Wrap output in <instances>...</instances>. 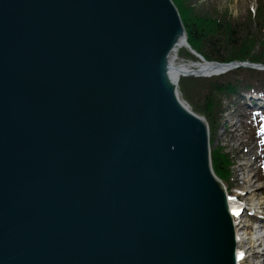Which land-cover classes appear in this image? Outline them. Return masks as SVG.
I'll list each match as a JSON object with an SVG mask.
<instances>
[{
  "label": "water",
  "instance_id": "water-1",
  "mask_svg": "<svg viewBox=\"0 0 264 264\" xmlns=\"http://www.w3.org/2000/svg\"><path fill=\"white\" fill-rule=\"evenodd\" d=\"M179 39L171 0H0V264H235Z\"/></svg>",
  "mask_w": 264,
  "mask_h": 264
},
{
  "label": "trees",
  "instance_id": "trees-1",
  "mask_svg": "<svg viewBox=\"0 0 264 264\" xmlns=\"http://www.w3.org/2000/svg\"><path fill=\"white\" fill-rule=\"evenodd\" d=\"M178 13L186 33L190 48L208 62L230 63L250 62L264 65V4L261 5L254 19L248 15L240 22H232L226 15L211 16L194 11L187 0H171ZM188 54V53H187ZM192 61L196 59L189 54ZM262 72L238 69L213 81L204 79L185 82H201L199 90L189 89L181 83L180 89L184 98L190 103L191 110L203 117L211 136L220 125L222 101L231 99L242 91L259 90L264 93V82L260 81ZM244 75V76H241ZM248 75V76H246ZM260 84L259 88L250 87L252 83ZM249 84V85H247ZM246 85V86H245ZM212 140L210 141L211 144ZM229 161L222 149H212L211 167L219 180L229 176Z\"/></svg>",
  "mask_w": 264,
  "mask_h": 264
},
{
  "label": "rangeland",
  "instance_id": "rangeland-1",
  "mask_svg": "<svg viewBox=\"0 0 264 264\" xmlns=\"http://www.w3.org/2000/svg\"><path fill=\"white\" fill-rule=\"evenodd\" d=\"M187 3L196 12L206 13L211 16H215L217 14L226 15L232 22H240L248 15H251L254 19V15L257 14L261 5L260 0H187ZM178 15L181 21L180 14L178 13ZM187 53L190 56L195 57L185 46L184 48L179 49L175 55L177 64H190L193 62L191 57L187 56ZM214 78L216 77L181 78L177 84L179 99L189 109H191L190 103L186 100V98H184L180 89L181 83L184 82V85L189 89L199 90L202 86L201 82H197L195 84L191 81L189 83L185 81L189 79H204L205 81L212 79L213 81ZM259 80L264 82V73ZM252 84L253 85H247L256 89L260 86V84L256 82ZM245 93L246 91H242L238 94V96H234L231 99H223L221 109L222 113L219 115L220 125L211 136L210 141L212 140V142L211 144L209 142V145L210 150L217 148L222 149V153L228 158L230 163L229 176L227 179L220 181L223 183L222 185L226 189V192L230 194L229 196L232 198V202L240 199V201H242V206L246 207V210L248 208L250 211L257 209L261 212L264 209V172L260 169L262 164L261 160H263V153H261L259 145L264 141V139L261 137L259 139L257 136L258 134L264 135V109L261 108L260 119L258 116H253L250 112H248V106L246 107V105L240 101ZM261 132H263V134H261ZM248 181H250L251 186H248ZM260 191L263 192V195H258V192ZM246 214H249V212L247 211ZM241 220L242 224H246L248 226L253 225L251 221H249V215L246 218L242 217ZM261 226L264 228V225ZM255 227H258V225ZM260 231V228H258L255 233L261 235L262 231Z\"/></svg>",
  "mask_w": 264,
  "mask_h": 264
},
{
  "label": "bare ground",
  "instance_id": "bare-ground-1",
  "mask_svg": "<svg viewBox=\"0 0 264 264\" xmlns=\"http://www.w3.org/2000/svg\"><path fill=\"white\" fill-rule=\"evenodd\" d=\"M184 44L185 43H183V40H178L177 45L175 46L176 54L179 49L185 47ZM168 65V78L173 85L178 84V81L181 79V77L189 73H195L196 76L198 75L199 77H205L215 75L214 73L220 71L218 67L214 66V64H204L200 63V61L193 64H177L174 55L170 56ZM254 93L262 97L261 91L253 90L251 92L252 97L256 98L255 96H253ZM253 104H261V101L254 102ZM260 148L261 146H259V149ZM211 151L212 150L208 149V161L210 170H212ZM248 182V186H251L250 181ZM219 184L222 185L223 183L219 182ZM223 191L234 233L235 264H264V228L263 226H261L264 225V209L261 212L255 209L253 211H250L249 214H246L247 210L246 207L242 206V201H240V199H237L236 201L232 202V198L229 196L230 194L226 193V189L224 187ZM258 193V195H263V192L261 191ZM248 215L249 221H251V223L253 224L252 226L242 224V217L246 218ZM256 225H258V227H255ZM258 228H260V230L262 231H260L262 233L261 235L255 233Z\"/></svg>",
  "mask_w": 264,
  "mask_h": 264
}]
</instances>
